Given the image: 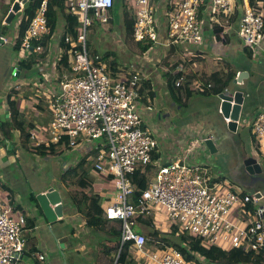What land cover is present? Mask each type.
Returning a JSON list of instances; mask_svg holds the SVG:
<instances>
[{"label": "built area", "instance_id": "1", "mask_svg": "<svg viewBox=\"0 0 264 264\" xmlns=\"http://www.w3.org/2000/svg\"><path fill=\"white\" fill-rule=\"evenodd\" d=\"M130 2L134 16L132 40L147 46L142 54V57H146L147 52L159 44L155 6L152 0ZM113 3L114 0H71L69 3L67 12L77 16L80 33L76 41L67 35L64 39L66 48L60 46L56 56L47 58L49 53L42 63L46 70L41 73L39 80L51 83L54 76L59 81L58 85L54 82L55 90L43 88L42 83L32 85L33 98L47 99L50 117L46 130L35 126L30 131L31 141L41 142L42 132L48 137V146L64 141L74 148L84 139H104L108 150L100 147L94 161V170L112 178L121 202L108 204L104 208L105 218L109 222L120 223L121 245L130 243V250L140 258H147L151 264L199 262L185 260L180 251L173 247L149 249L146 236L142 232H133L131 228L136 214L159 216V213H166L168 225L152 222V226L161 233H167L174 225L180 233L200 238L207 245L220 246L224 251L243 249L264 257L263 209L257 205L262 201L261 191L238 192L230 189L228 181L220 178V173L208 163L187 160L160 163L154 157L157 151L155 137L141 126L137 106L140 76L133 73L128 79H112L107 64L99 56H89L87 31L94 22H109L111 17L108 12ZM205 4L211 25L225 29L230 19L236 16L237 35L243 46L252 57L263 51V3L256 1L251 5L250 0H171L164 11L166 45L176 41L190 44L203 41V24L199 12ZM23 6L24 3L21 12ZM46 11L47 0H42L25 30L17 55L18 61L25 59L29 51L41 53L40 45L34 49L31 44L49 33ZM12 40L15 44V37ZM7 42V38L0 35V44ZM65 57L68 58V70L59 75L56 64ZM17 70L15 65L13 76L17 75ZM172 80L174 88L185 83L181 67H175ZM198 85L195 86L202 92L211 89V85L206 88ZM240 121H237V128L241 125ZM248 126L264 158V108L251 118ZM204 140H194L186 154ZM149 165H154V171L150 175L146 174L149 176L147 186L135 197L132 179L139 169L145 173V167ZM11 212L7 200H0V264H17L18 256L24 250L25 240L21 234L26 219L23 216L13 219L10 217ZM195 256L201 264L203 260ZM38 258L46 260L44 255Z\"/></svg>", "mask_w": 264, "mask_h": 264}, {"label": "crops", "instance_id": "2", "mask_svg": "<svg viewBox=\"0 0 264 264\" xmlns=\"http://www.w3.org/2000/svg\"><path fill=\"white\" fill-rule=\"evenodd\" d=\"M170 1L152 2L158 21L159 44L150 53L147 52L146 57H142L143 44L134 42L131 35L124 36L121 24L123 4L126 3L127 7L131 8L130 0H114L117 19L112 18L114 24L111 30L97 22L88 29L90 33L88 50L92 51H88L89 56H105L109 72L113 67V71L125 69L140 76V98L137 106L142 121L141 126L155 137L157 151L154 157L160 163L165 164L174 160L204 162V159H208L212 161L209 163L217 171L233 169L239 159L247 158L254 151L249 153L242 149L240 152L236 151V143L234 141L232 143L231 140L238 132L223 134L219 130L222 124L218 116L220 102L217 95H203L210 91L205 89L203 93H199L195 101L192 98L186 100V92L178 90L180 88L172 89L170 82H173L172 74L176 66L181 67V74L190 87L199 84L198 86L203 85L206 88L207 85H211L209 84L212 83L211 77L215 75L221 78V83L228 76L233 75L231 82L236 87L232 91H240L245 97L244 114L250 121L257 113L256 109L264 108V43L263 51L252 57L237 35L238 18L233 16L225 29L215 27L208 20L205 4L199 12L203 24V41L199 44L181 43L184 45L181 48L174 44L166 45L167 26L164 11ZM13 45L12 41V48ZM59 48V41L52 42V49L47 58L56 56L55 53ZM16 59L15 56L14 59L9 60L12 64L7 68L3 80L0 78V124H2L0 125V177L4 180L2 181L4 183H1L3 190L0 191V200L2 202L7 200L11 206V218L17 219L23 216L26 219V226L22 232L23 235L26 234L25 238L22 237L25 245L23 252L18 256L17 264L20 262L21 264H58V258L54 256L53 262L50 263L45 253L52 246L59 248L62 258L69 253L80 257L79 261L82 259L87 264H105L108 258L110 259V255L101 252L99 241L101 245L108 247L111 243L105 239L106 234L97 231L89 224L83 203L87 190L83 184L88 183L98 191L100 200L105 199L101 206L103 210L108 204L113 203L108 200V191L105 189L107 184H112V178L94 170L92 151L97 149L98 145H91L82 140L74 148L69 147L64 141L48 146L45 132L40 134L42 141L39 143L31 141L30 137H25L35 126L46 130L50 117L47 99L33 98L32 85L42 83L43 88L51 91L55 88L54 82L45 83L42 79L39 80L41 73L46 70L44 65H35L37 71H25L18 63L20 61ZM15 65L18 69L16 76L19 78L3 85L10 76L11 70L14 71ZM65 72L66 68H63L60 74ZM240 73L244 74L241 83L237 85L234 81L238 79ZM227 89L230 90L229 84L225 90ZM206 96H210L211 99H204L203 97ZM13 102L19 103L24 113L22 117L24 125L18 124L24 127V132L14 126V111L11 109ZM212 112L215 113L213 117ZM248 132L251 136L249 128ZM206 138H211L218 144V151L223 144L233 145V153L222 151L223 153L218 156L217 152L218 158L210 159L207 150L203 151L201 144L198 143L189 154H186L192 141ZM83 161L86 171H70ZM213 162H216L217 166ZM82 177L87 178L89 182L81 181ZM49 188L60 193L63 203L62 217L51 224L43 220V214L29 202L33 200V195L45 193ZM29 241L32 242L33 248L26 251L25 246ZM60 244L64 245L63 249L60 248ZM40 255H44L46 260H39ZM29 256L35 259L34 263L27 262L26 258ZM132 258L135 264L140 257L132 251ZM79 261L78 264H81Z\"/></svg>", "mask_w": 264, "mask_h": 264}, {"label": "trees", "instance_id": "3", "mask_svg": "<svg viewBox=\"0 0 264 264\" xmlns=\"http://www.w3.org/2000/svg\"><path fill=\"white\" fill-rule=\"evenodd\" d=\"M125 1V0H124ZM262 2L263 3V9H264V0H250V4L254 5L255 2ZM42 0H26L23 6L22 12L18 13L20 14L19 19H17L16 14L11 21V23L7 26H13L14 23L16 24V30H15V44L13 45V49L15 51H19L22 38L24 36L25 30L28 26V24L31 22L33 17L36 15ZM71 0H47V11H46V17H47V23L49 27V33L45 36V38L41 39L40 41L36 42L33 41L31 44V47L34 49L37 45H40L42 47V51L39 54H36L35 51H29L27 57L20 61V65L22 69L25 71H32L36 70L34 68L35 65L41 64L45 62L46 56L50 53L52 49V42L59 41L60 46L62 48H66L64 39L67 35H70L74 41H76L77 36L80 33V23L77 20V16H71L67 12V8ZM152 2H155V0H152ZM124 10H123V16H122V26L124 31V36L129 37L131 35L132 38V28L134 23V16L132 14L131 8L127 7L126 3L123 4ZM116 8L113 6L109 10L108 14L110 15L111 19L107 24H100L101 26L108 27V30H111L113 27V21L112 18L116 17ZM3 18H0V25L2 24ZM1 26H4L3 29L0 31V35L5 34V24H2ZM88 33V31H87ZM14 37L12 39H14ZM87 35H86V45L88 49V42H87ZM11 39V37L9 38ZM11 39V40H12ZM147 49V46L142 47V51H145ZM98 56V55H97ZM94 56H92L93 58ZM102 62L107 64V59L105 56H99ZM67 61L68 58L65 57L64 60L58 62L56 64V69L60 75L62 72V69L67 68ZM110 65V64H109ZM111 66V65H110ZM68 69H66L67 71ZM133 75V72H130L129 70H119L116 69L113 71L110 70V77L112 79L114 78H120L123 77L124 79H128ZM234 76H228L226 80L221 83V78L218 75H215L214 77H211L209 83L212 85V88L208 93H204L203 95L207 94H213L218 95L227 88L228 84L233 80ZM170 86L173 89V82H170ZM140 85V84H139ZM203 87V85H202ZM180 91L186 92V100L190 98L193 92L201 93L200 88H197L195 85H192L191 87L185 82L180 87H178ZM140 90V88H138ZM203 93V92H202ZM182 104V103H180ZM11 109L14 111V122L16 128L24 132V127L19 126L18 124L24 125V121H22V117L24 116V113L21 110V107L19 103H12ZM17 120L19 123H17ZM2 125V124H0ZM4 127V125H3ZM252 136V135H251ZM26 138H29L30 136L28 134L25 135ZM252 139L254 141V138L252 136ZM255 142V141H254ZM106 150H108L107 144L104 145ZM100 147H97L94 151L93 161H95L97 157V153L99 152ZM84 161L83 163L79 164L75 169H72L70 171H86L84 167ZM145 173L141 172V169H139L136 174L134 175L132 181L134 183L135 192L134 196H138L140 192H142L148 183L149 179L145 178V175H150L152 171H154V165H149L145 167ZM226 179V178H225ZM85 180L86 182H89L87 178L82 177L81 181ZM84 188H87L86 194L84 196V206L87 211L88 216V222L93 226L97 231H100L104 234H109L111 237L110 239H106L108 242L111 243V246H103L101 245L99 241V245L102 247V252L105 253L107 256L110 255L114 257L117 256V253L120 251L119 258L117 260L116 264H133L135 261L132 258V251L130 250V243H124L121 245L120 241V224L119 230L114 231V233L110 235V233H107V226L110 224L109 221L105 218V211L99 206L100 203V197L97 195L98 191H96L91 183L89 184H83ZM232 188V187H231ZM248 192V191H246ZM140 223L145 222L146 225L150 226L153 229V233L149 235L147 238V245H151L152 248H158L163 249L164 247H173L180 251V253L183 255L184 259L187 261H197L196 256H200V258L203 260L202 263L204 264H264V257L253 255L251 252L248 253L244 251L243 249H238L234 251H224L221 249L220 246L217 245H207L204 243L200 238H197L193 235L187 234L185 232H179L178 227L171 226V228L167 231L166 234H161L159 230H156L152 224L148 221H141L140 219H137ZM113 254V255H112ZM112 257V260L115 258Z\"/></svg>", "mask_w": 264, "mask_h": 264}, {"label": "rangeland", "instance_id": "4", "mask_svg": "<svg viewBox=\"0 0 264 264\" xmlns=\"http://www.w3.org/2000/svg\"><path fill=\"white\" fill-rule=\"evenodd\" d=\"M16 0H0V18H3V20L5 19L6 15L8 14V12L11 10V6L13 4V2H15ZM21 7H22V3H21ZM20 13V12H19ZM18 17H20V14L17 15V19H19ZM117 19V17H116ZM18 23V20L16 23H14L13 26H7L4 28L5 29V34L4 36L7 38V43L5 44H0V78L1 80H3V78L5 77L6 75V70L7 68H9V66L12 64L11 61H9L10 59H14L15 56L17 57L18 55V51H15L12 47H11V42L13 40H11L9 42V38L11 37V39L15 36V28H16V24ZM95 23V22H94ZM2 25V24H1ZM0 25V31L3 29L4 26H1ZM89 32V30H88ZM90 33L87 34V42L89 41V35ZM183 42H180V41H176L174 43V45L176 46H179L180 48L183 47L184 45L181 44ZM89 45V43H88ZM155 48V47H154ZM153 49V48H152ZM152 49L149 51V53L152 51ZM89 52H92L91 49L88 50ZM17 60V59H16ZM13 70H11L10 72V76L7 78V81L6 83L3 82V85L6 84L9 82V81H12L13 79H18L19 77H17L16 75L15 76H12L11 73H12ZM0 80V82H1ZM20 80V79H19ZM22 80V79H21ZM44 80V79H42ZM52 82H55L56 85H58L59 81L58 79H56L54 76H53V81ZM55 87V84L53 85ZM6 87V86H5ZM236 86H234V84L229 83V88L230 90L232 91ZM200 95L199 93L197 92H193L192 95L190 96V98L193 99V101H195L197 98V96ZM210 96H206V97H203L204 99H207V100H210L211 97L209 98ZM200 98V97H199ZM258 112V110L260 109H256ZM255 113V111L253 112ZM215 115V113H211V116L213 117ZM248 118H246V116H244L242 118V121H241V126L242 127H246V128H240V126H238V134L234 135L232 138L233 140H231V142L233 143V141L236 143V151H239L240 152V149H242L243 151L245 150V152L249 153L250 151H255L256 153V157L259 159V163L261 164V167H262V171H264V158L260 155V151H259V147L256 145V142L253 141L252 137L250 136V133L248 132ZM248 120V121H247ZM251 137V138H250ZM103 138H99V139H96V140H89V139H84L83 142H87V143H91V145H98V147L102 146L104 147L103 144H105V142H103ZM194 142V141H192ZM88 145V144H87ZM233 145L231 146L230 144L227 145V144H223L221 147H220V150L218 151V156L221 155V153H223L222 151L224 152H231L233 153ZM201 149L204 151V145L203 143H201ZM218 158L217 155H212V157L210 156V159L211 158ZM64 158H67L66 156H64ZM213 158V159H214ZM215 160V159H214ZM204 162L203 163H208L210 164L209 162L212 163V161L210 160H203ZM215 163L216 165V162H213ZM212 165V164H211ZM217 166V165H216ZM218 172L220 173V178H227L225 176V171H221V170H218ZM145 178L146 179H149V176L148 175H145ZM227 180V179H226ZM4 181L1 177H0V187L1 189L3 190L2 186H1V183L3 184ZM134 184V183H133ZM230 189L234 190L233 188L229 187ZM106 191H108V194H107V198L108 200H111L113 201L114 203L118 204V203H121L120 202V193L119 191L115 188V185L114 183L112 182V184H107V186L105 187ZM235 191V190H234ZM246 191H250V190H246ZM245 191V192H246ZM105 202V199H101L100 200V203H99V206L101 207ZM264 202L263 201H260L257 203V205H263ZM167 214L166 213H159V216H153V215H144V216H141L139 214H136L134 216V224L131 226L133 232L135 233H139V232H142L143 235H145L146 237H148L150 234L149 230L151 229V227L149 228V226H147L145 223L143 224H140V222L137 220V219H140L141 221H150V222H156L157 224H166L168 225L169 223V220L167 219ZM11 217V215H10ZM120 224L118 221H113V222H110V224L107 226L106 230H107V233L109 232L110 235L111 233L113 234L114 231H117L119 230V225ZM141 225V226H140ZM161 234H166V233H161ZM23 238L26 237V234H21ZM110 236L109 234H107V237L105 239H109ZM148 248L151 247V245H147ZM33 248V245H32V242L29 241L27 243V245L25 246V250L27 251L28 249H32ZM33 253H35L34 250H32ZM102 252V251H101ZM46 255L48 256L49 260H50V263L53 262V257L55 256L56 258H58V264H78V261H79V258L80 257H77V256H74L72 254H69L67 253L66 254V257H61L60 256V250L58 247H55V246H52L50 249L47 250V252L45 251ZM103 253V252H102ZM113 255V254H112ZM116 255V254H114ZM105 262V264H114V260H112V257ZM82 257V256H81ZM78 258V259H77ZM116 258V256L114 257ZM27 259V262L28 263H34L35 262V259L33 257H28L26 258ZM25 260V259H24ZM23 260V261H24ZM49 262V261H48ZM81 264H87V263H84L81 259V261H79ZM199 264H200V261L198 260ZM21 264V262H20ZM135 264H151L149 263L148 259L147 258H139ZM197 264V263H196ZM202 264V263H201ZM204 264V263H203Z\"/></svg>", "mask_w": 264, "mask_h": 264}, {"label": "water", "instance_id": "5", "mask_svg": "<svg viewBox=\"0 0 264 264\" xmlns=\"http://www.w3.org/2000/svg\"><path fill=\"white\" fill-rule=\"evenodd\" d=\"M25 1L26 0H16L13 2L11 10L4 19L5 25H9L14 16L21 12V3L23 4ZM243 74L244 73H240L238 75V79L234 81L235 84L238 85V83H241ZM244 98L245 97L240 91L233 92L228 89L217 95V99L220 102L218 106V116L220 117V122L222 124L219 130H221L223 134L236 133L237 121L242 120L245 116L244 110L246 107V101ZM203 145L204 149L207 150L210 156L217 154L218 144L211 138H206L203 141ZM238 161L241 171L253 178L251 184L246 188V190H256L257 187H254L253 184L257 182H261L264 185V180L257 177V175L262 172L261 164L258 162L257 158L250 155L247 158L239 159ZM261 193L262 201L264 202V190H262ZM32 197L33 200L29 202L39 209V211L43 214V220L47 223H54L57 218L62 217V197L57 190L49 188L45 193L33 195ZM257 197L259 198L260 195H257ZM261 208L263 209L262 217L264 219V204L261 205ZM149 232L152 234L153 229L151 228ZM60 248L63 249L64 245L60 244ZM119 255L120 251L117 253L114 264L117 263Z\"/></svg>", "mask_w": 264, "mask_h": 264}, {"label": "flooded vegetation", "instance_id": "6", "mask_svg": "<svg viewBox=\"0 0 264 264\" xmlns=\"http://www.w3.org/2000/svg\"><path fill=\"white\" fill-rule=\"evenodd\" d=\"M251 155L257 158L255 151ZM238 162L233 167V169L225 170V176L227 177L226 179L230 187H232L238 192H245L246 188L251 184L253 178L241 171V167H239ZM257 177L262 178L264 180V171L257 175ZM253 186L257 187L256 189L260 191L264 190V185L261 182H257L253 184Z\"/></svg>", "mask_w": 264, "mask_h": 264}]
</instances>
